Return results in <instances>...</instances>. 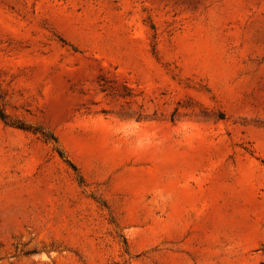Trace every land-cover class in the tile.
<instances>
[{
	"label": "rangeland",
	"instance_id": "1",
	"mask_svg": "<svg viewBox=\"0 0 264 264\" xmlns=\"http://www.w3.org/2000/svg\"><path fill=\"white\" fill-rule=\"evenodd\" d=\"M0 264H264V0H0Z\"/></svg>",
	"mask_w": 264,
	"mask_h": 264
}]
</instances>
